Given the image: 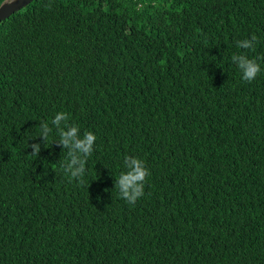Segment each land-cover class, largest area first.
<instances>
[{"label":"trees","instance_id":"obj_1","mask_svg":"<svg viewBox=\"0 0 264 264\" xmlns=\"http://www.w3.org/2000/svg\"><path fill=\"white\" fill-rule=\"evenodd\" d=\"M241 53L264 57V0H35L2 21L0 264H264V59L249 83ZM59 112L97 137L82 178ZM125 156L150 171L135 205Z\"/></svg>","mask_w":264,"mask_h":264},{"label":"clouds","instance_id":"obj_2","mask_svg":"<svg viewBox=\"0 0 264 264\" xmlns=\"http://www.w3.org/2000/svg\"><path fill=\"white\" fill-rule=\"evenodd\" d=\"M257 42L258 38L253 34L250 39L237 41L236 46L240 49L254 50ZM258 59H264V57L249 58L244 53L234 54L231 57L232 62L237 65L241 72L242 80L249 83L261 72L260 64L257 62ZM68 120V114L59 112L51 120V124L59 130L58 143L63 149L68 150V159L62 165L64 172L73 179L82 178L86 172L88 158L93 154L97 137L91 131H85L81 135L80 128L74 124L69 126ZM62 123L64 127H61ZM50 132L49 124L42 122L37 137L43 138L46 143ZM28 147L32 149L30 156L38 157L40 145L31 144ZM124 167L126 171L121 172L116 179L115 188L118 189L121 199L130 205H135L145 195V181L149 177L150 171L144 160L134 156L124 157Z\"/></svg>","mask_w":264,"mask_h":264},{"label":"water","instance_id":"obj_3","mask_svg":"<svg viewBox=\"0 0 264 264\" xmlns=\"http://www.w3.org/2000/svg\"><path fill=\"white\" fill-rule=\"evenodd\" d=\"M35 0H5L0 4V23Z\"/></svg>","mask_w":264,"mask_h":264}]
</instances>
